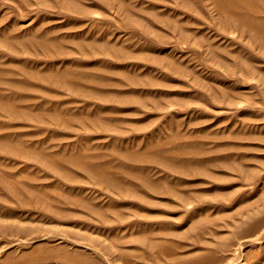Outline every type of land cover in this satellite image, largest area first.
Returning <instances> with one entry per match:
<instances>
[{
    "label": "rangeland",
    "instance_id": "obj_1",
    "mask_svg": "<svg viewBox=\"0 0 264 264\" xmlns=\"http://www.w3.org/2000/svg\"><path fill=\"white\" fill-rule=\"evenodd\" d=\"M0 264H264V0H0Z\"/></svg>",
    "mask_w": 264,
    "mask_h": 264
}]
</instances>
